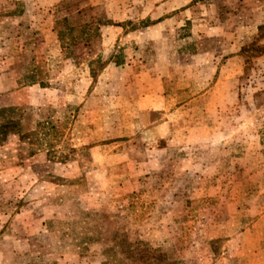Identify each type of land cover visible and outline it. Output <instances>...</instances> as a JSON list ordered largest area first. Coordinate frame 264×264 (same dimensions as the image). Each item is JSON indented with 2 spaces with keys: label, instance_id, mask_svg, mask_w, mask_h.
Segmentation results:
<instances>
[{
  "label": "rangeland",
  "instance_id": "1",
  "mask_svg": "<svg viewBox=\"0 0 264 264\" xmlns=\"http://www.w3.org/2000/svg\"><path fill=\"white\" fill-rule=\"evenodd\" d=\"M146 252L264 264V0H0V264Z\"/></svg>",
  "mask_w": 264,
  "mask_h": 264
},
{
  "label": "trees",
  "instance_id": "2",
  "mask_svg": "<svg viewBox=\"0 0 264 264\" xmlns=\"http://www.w3.org/2000/svg\"><path fill=\"white\" fill-rule=\"evenodd\" d=\"M91 25H85V26H83L82 27V29L83 30H86L87 28H89ZM91 37H93L92 35H88V34H86V32L84 31L83 33H82V35H80L78 38H79V42L80 41H86V40H88V39H90ZM63 39V38H62ZM77 40L78 39H75L74 41H73V43H77ZM150 257H151V254L149 253V252H146V253H144L140 258H138V260H144V264H150L149 262H148V260L150 259ZM105 264H111V263H105Z\"/></svg>",
  "mask_w": 264,
  "mask_h": 264
}]
</instances>
